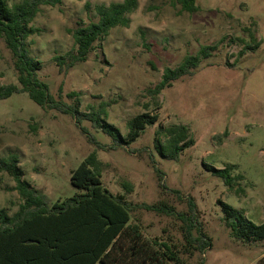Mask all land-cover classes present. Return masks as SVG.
I'll list each match as a JSON object with an SVG mask.
<instances>
[{
  "label": "rangeland",
  "instance_id": "374dc122",
  "mask_svg": "<svg viewBox=\"0 0 264 264\" xmlns=\"http://www.w3.org/2000/svg\"><path fill=\"white\" fill-rule=\"evenodd\" d=\"M123 0H65L61 6L43 7L28 40L31 55L42 61L40 77L51 94L82 111L106 104L107 120L127 132L130 119L150 112L159 121L148 126L124 148L101 150L89 142L71 115L44 110L27 93L0 100V158L16 154L24 178L57 202L76 195L72 172L95 150L105 164L104 185L133 204L166 202L177 215L135 209L132 222L149 237L170 240L182 247L184 222L190 199L213 246L204 254L183 255L185 264H260L264 242L236 240L224 223L220 201L243 209L249 219L264 223V0H197L199 11H183L173 0H139L130 27H116L96 44L86 62L61 68L56 57L69 63L76 46L71 30L97 21L95 5ZM91 6L88 7L87 4ZM204 46L214 47L193 75L176 81L155 103L148 90L160 83L167 67L180 65L187 55ZM18 83L12 53L0 41V85ZM77 96L70 98L69 94ZM184 124L195 140L179 161L161 158L169 189L160 188L149 153L154 151L156 130ZM101 144L113 140L84 124ZM205 164L223 169L236 165L234 174L242 192L230 189ZM132 186L128 191L126 183ZM16 182L0 171V209L11 214L21 198ZM172 190H178V193Z\"/></svg>",
  "mask_w": 264,
  "mask_h": 264
},
{
  "label": "trees",
  "instance_id": "16d2710c",
  "mask_svg": "<svg viewBox=\"0 0 264 264\" xmlns=\"http://www.w3.org/2000/svg\"><path fill=\"white\" fill-rule=\"evenodd\" d=\"M64 1L0 0V41H4L12 53L18 79V83L0 85V100L18 93H27L44 110L71 115L89 142L99 149L124 148L136 154L137 151L130 148L131 144L148 126H154L159 121V113L150 112V105L146 106L148 111L129 120L124 134L108 122L106 104L98 108L91 106L89 111H82L77 103L67 104L57 100L51 94L50 85L40 77L43 63L31 55L28 40L38 32L34 24L43 7L61 6ZM173 1L183 11H199L197 0ZM138 7L139 0L95 5L98 20L79 24L71 30L76 52L69 56V63L56 57L58 65L71 68L77 63L86 62L96 44L107 39L114 28L130 27V16ZM213 51L214 47L204 46L196 55H187L177 67L165 69L160 83L148 90L156 111L161 108L158 98L162 92L176 81L193 75L202 62L212 56ZM75 96L76 92L69 94L70 98ZM87 121L93 129L109 136L114 143L110 146L101 144L98 137L84 125ZM194 144L191 130L184 124L158 127L154 151L149 153V158L154 165L160 188L169 189L165 183V173L157 167V154L166 160L179 161L183 153ZM205 167L230 189L243 191L239 182L245 177L234 174L236 165L227 164L223 169L209 164H205ZM0 171L14 179L15 189L21 198L14 214L7 208L0 209V264H185L184 254H204L213 246L212 238L199 219L197 204L192 199L189 201V212L179 214L184 222L182 247L169 239L147 236L139 224L132 222L133 211L142 208L175 216L178 214L175 207L163 201L133 204L125 195L114 194L104 185L105 164L97 150L90 153L72 172V185L79 192L54 203L47 194L24 178L16 154L0 158ZM124 186L131 191L130 183ZM172 191L179 194L178 190ZM220 203L224 223L236 240L245 243L264 242V223H255L243 209H237L224 201ZM199 264H204V260ZM260 264H264V258Z\"/></svg>",
  "mask_w": 264,
  "mask_h": 264
}]
</instances>
